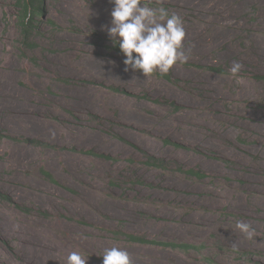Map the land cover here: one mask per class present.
<instances>
[{
    "label": "rangeland",
    "instance_id": "rangeland-1",
    "mask_svg": "<svg viewBox=\"0 0 264 264\" xmlns=\"http://www.w3.org/2000/svg\"><path fill=\"white\" fill-rule=\"evenodd\" d=\"M79 1L94 8L101 0ZM59 2L45 0L38 33L25 45L18 0H0V193L13 200L0 194L1 220L79 244L86 264H102L103 252L92 247L97 243L126 250L133 264L145 257L264 264V61H242L249 44L264 55V0L213 2L211 17L230 18L215 33L214 49L183 43L186 62L148 77L125 70L107 29L66 16ZM145 3L178 15L183 26L197 13H181L178 0ZM253 34L260 41H251ZM59 39L76 41L74 63L98 54L120 73L93 67L85 74L72 63L61 65ZM234 62L242 65L236 78L229 71ZM220 91L225 97L216 99ZM16 112L31 119L15 121ZM92 192L98 201L89 205ZM250 200L257 202L253 212ZM237 221L255 230V241L227 237ZM0 249V264L21 251L8 235Z\"/></svg>",
    "mask_w": 264,
    "mask_h": 264
},
{
    "label": "bare ground",
    "instance_id": "bare-ground-1",
    "mask_svg": "<svg viewBox=\"0 0 264 264\" xmlns=\"http://www.w3.org/2000/svg\"><path fill=\"white\" fill-rule=\"evenodd\" d=\"M58 8L62 11L66 16H75L80 19L86 25L93 24L99 26L101 28L107 29L111 23V11L113 9V5H109V1L101 0L100 2H96V6L94 8H89L83 3H80L79 0H59ZM181 1L182 7L180 9L181 13H186L187 9L189 11H195L197 13H190V16L195 15V17L191 18L190 22L184 26L185 29V38L183 43L188 46L189 49L197 51L200 46L205 48L214 49L217 37L215 33L221 34L223 29L226 28L228 21V15H222L223 12L218 13V17H211L210 10H208V6L213 4V2H222L224 0H178ZM90 6V5H89ZM92 6V5H91ZM90 6V7H91ZM229 7V2L225 4V10L227 11ZM58 9V10H59ZM199 10V13H198ZM228 18V19H227ZM219 19V20H218ZM216 20H218L216 22ZM236 34V32H233ZM210 36H213L211 39ZM259 35L253 34L251 35V41L253 38L259 39ZM214 37L216 39H214ZM66 40V39H64ZM63 40V41H64ZM60 44H62V53L58 54L57 62L63 66L72 63L75 69L81 71V73H87L91 68L97 67L100 68V74L112 75L120 73L119 69L115 68L110 63H107L102 58L97 55H87L86 59L83 60L82 65L78 63H74L73 60L77 58L79 55L80 48L77 47V43L73 39H68L65 42H62L59 39ZM206 43H210L208 46ZM261 43H264L261 41ZM207 46V47H206ZM260 46H258L259 48ZM257 47L248 45V48L243 53L244 60L243 63L250 64L251 59H257L258 62L264 61V55L261 52H258ZM247 55V56H246ZM115 68V69H114ZM103 72V73H102ZM102 76V75H100ZM224 93L222 91L218 92L216 99L224 98ZM73 99V97H72ZM19 100V99H17ZM86 103V101H84ZM57 108V107H56ZM15 111V110H14ZM28 112V111H27ZM23 112L11 113L12 119L15 121H23L28 122L31 118L28 115H25ZM41 120V119H40ZM14 123V122H13ZM48 124V123H47ZM28 125V124H27ZM26 125V126H27ZM253 172V170H252ZM95 191V188H93ZM101 190V189H100ZM254 194L260 196L261 192H255L251 190ZM93 193V192H92ZM264 193V192H263ZM91 200L87 201L89 205H92L93 201H98L96 195H89ZM262 201V199L258 198L257 202ZM257 202L254 200H250L248 209L250 212H253L257 206ZM100 207V206H99ZM2 212V211H0ZM148 218V217H147ZM155 218V217H154ZM150 219V217H149ZM151 220H153L151 218ZM234 224L228 230L227 237L235 240L237 243H251L255 241L256 234H254V238L252 240H248L245 236L235 227ZM36 226L28 225V224H13L12 222H4L1 220L0 216V239H3L5 235H8L11 239H15L19 241V246L21 247V251L17 250L19 256L17 259L11 263L5 260L3 263L6 264H67V256L72 251H80L84 256L85 252L83 247L79 244H76L75 247H71L66 244H62L59 241V238L48 236L44 233H40ZM99 252L105 251V246L102 244H98L92 246ZM1 251V249H0ZM87 262H89L87 260ZM138 264H172L168 260H160L154 257H145L140 258Z\"/></svg>",
    "mask_w": 264,
    "mask_h": 264
},
{
    "label": "clouds",
    "instance_id": "clouds-1",
    "mask_svg": "<svg viewBox=\"0 0 264 264\" xmlns=\"http://www.w3.org/2000/svg\"><path fill=\"white\" fill-rule=\"evenodd\" d=\"M114 5L107 27L109 37L118 42L125 57V70H139L145 77L159 72L167 74L173 65L184 63L188 56L183 51L185 29L178 15L169 16L163 8L148 7L145 0H110ZM242 65L234 62L229 69L236 78ZM235 227L246 239L254 238L255 230L247 223L237 221ZM102 264H133L126 250L118 247L105 249ZM87 257L80 251L67 256V264H86Z\"/></svg>",
    "mask_w": 264,
    "mask_h": 264
},
{
    "label": "trees",
    "instance_id": "trees-1",
    "mask_svg": "<svg viewBox=\"0 0 264 264\" xmlns=\"http://www.w3.org/2000/svg\"><path fill=\"white\" fill-rule=\"evenodd\" d=\"M18 6L20 8V28H21L22 38L24 40V44L28 45V41L33 40L36 33H38V27L36 24L38 23L39 19H41L44 16V14L46 12L45 0H18ZM116 48L119 50V46H117ZM167 79L169 81H172L171 78H167ZM115 90L120 91V89H116V88H115ZM3 137H4V135L2 134V132L0 130V138H3ZM28 142L31 144H34V145H38V146L42 145L40 142H38L36 140H28ZM89 153L91 155H95L94 152H89ZM150 163L155 165V166L156 165H159V166L162 165L160 160L154 159V158L150 159ZM189 173L194 174L196 176H201L200 173H197L194 171H190ZM44 174L50 180H53L52 174H50L49 172H46V171H44ZM202 179H205V177ZM1 196L6 201L13 203V200L10 197L5 196L3 194H1ZM19 208L22 209V207H20V206H19ZM132 240L133 241H139V242L143 241L137 237H132ZM165 245H169V246L174 247V248L186 249V250L191 248V246H188L185 244L176 245V244H172V243H166Z\"/></svg>",
    "mask_w": 264,
    "mask_h": 264
}]
</instances>
